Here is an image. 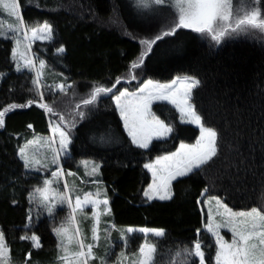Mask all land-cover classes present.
<instances>
[{
  "label": "trees",
  "instance_id": "trees-1",
  "mask_svg": "<svg viewBox=\"0 0 264 264\" xmlns=\"http://www.w3.org/2000/svg\"><path fill=\"white\" fill-rule=\"evenodd\" d=\"M19 2L30 22L48 21L53 25L52 42L35 45L39 57L45 61L48 75L42 82L46 87L41 91L45 102L58 114L51 116V120L58 121L63 115L72 126L74 144L70 147L71 158H68L72 166L81 160H93L101 165L100 180L107 190L111 208L103 219L104 224L118 228L164 229L166 235L158 242L155 264H182V257L170 259L169 249L174 253L185 244H191L200 229L202 243L211 245L203 248L206 264H209V257L214 264L215 246L209 244L211 238L205 231L207 215L203 200L197 204L203 189L211 187L215 181L216 187L212 190L234 211L250 210L253 206L264 208V147L261 144L264 139V33L248 30L231 34L219 44L211 41L207 34L184 30L166 38L174 43L166 45V51L152 62L144 79L167 83L177 75L201 77L206 86L199 90L196 102L209 125L229 129L224 132V153L228 160L219 162L206 175L190 174L175 181L172 200L147 201L143 191L150 184V176L144 163L154 160L157 155L175 151L180 142L194 143L199 130L180 124L179 114L170 105L156 103L154 112L166 122L174 123L176 128L166 141H154L149 150L136 149L108 96L100 97L94 105L87 107L82 100L90 95L96 84L111 86L117 77L122 80L118 88L132 90L136 87L137 81L127 84L123 77L130 63L143 50L140 40L157 34L146 23L154 16L145 13L135 0ZM247 4L246 7L259 6L255 0H248ZM260 7L264 17V6ZM13 46L12 40L0 38V72L6 73L0 79V110L11 103H25L29 98L39 100L31 83L33 73L15 71L11 59ZM60 46L66 49L62 55L57 53ZM61 83L72 86L67 89V94L53 92ZM77 104L81 105L79 110ZM237 107L243 113V122L239 124L241 151L248 157L249 167L240 172L235 183L225 180L220 186V181L215 180L217 170L222 171L223 166L235 158V153L229 154V142L234 139L231 129L238 124L234 114ZM79 111L85 113L84 119H80ZM48 118L50 114L33 104L30 108L8 113L5 128L0 129V230L10 249L11 264H60V248L53 233V228L60 226L57 215L46 216L33 196L29 203V194L40 185L44 176L35 171L25 174L17 155L24 142L36 135L48 134ZM29 124L33 126L31 129L27 127ZM232 171L236 170L233 168ZM29 210L32 221L27 234L35 233L40 238L39 249L30 240L20 239L29 223ZM128 238L135 256L130 261L132 264L144 238L140 235ZM29 252L31 259H28ZM128 259L126 253L122 262L128 264Z\"/></svg>",
  "mask_w": 264,
  "mask_h": 264
},
{
  "label": "snow or ice",
  "instance_id": "snow-or-ice-1",
  "mask_svg": "<svg viewBox=\"0 0 264 264\" xmlns=\"http://www.w3.org/2000/svg\"><path fill=\"white\" fill-rule=\"evenodd\" d=\"M164 4L165 0H139L140 7L152 8L156 12L161 11ZM255 4L259 6L241 5L234 9L233 0H174V7L178 11V21L174 20L168 30L155 34L153 38L140 40V44L144 46L143 50L130 63L129 70L123 77L127 84L137 81L136 87L132 90L127 87L118 88L117 85H121L122 80L121 77H117L111 86L96 84L90 95L82 100V104L87 107L94 105L101 94L108 96L114 102L113 111L119 113L123 128L136 149L149 150L150 146H153V141H166L176 128L174 123L166 122L153 111L152 106L155 102H166L167 105H171L179 113L180 124L195 125L199 130V136L195 143L180 142L175 151L157 155L154 160L144 163L143 167L151 173V183L143 191V197L147 201L172 200L174 196L173 182L178 178L188 177L190 174L193 176L206 175L208 170L219 162L228 160L224 153V132L229 130H221L209 125L206 117L199 111L196 96L199 94V90L206 86L201 77L193 74L177 75L167 83L151 78L144 79L151 70L150 65L158 55L164 54L166 45L174 43L171 39L166 38L176 36L178 30H191L192 33L207 34L217 44L228 35L248 32L249 29H257L264 33V17L261 15L260 7L264 6V0H255ZM0 6L9 17H13L15 20L14 24H9V31L14 35L8 36L0 32V38L14 41V46L11 48V59L15 63V71L21 73L27 69L28 72L34 73L31 83L39 96V100L29 98L25 103H11L0 110V129L5 128V118L8 113L16 109L30 108L35 104L36 107L42 108L45 114H50L49 126L53 136L45 140L44 143L50 147V162L55 165V170L51 171L53 179H44V187H37L36 191L40 193L41 203L47 208L50 217L53 215L54 206L44 203L49 200L50 191L54 193L53 198L56 202L67 204L70 209L67 217L69 225L76 223L78 212L82 213L85 206L91 205L94 220L91 227V239L98 242L100 240V216L111 212L107 190L97 187L95 192H85L82 197L77 194L73 203L67 182L64 183L63 192L50 188L65 175L61 160L62 158H71L69 150L74 144L72 126L65 121L63 115L59 116L58 121L51 120V116L58 114L48 103L44 102V94L41 89L46 87L42 83V72L46 67L45 61L39 58L34 59V56L30 55L34 41H51L53 39V25L47 21L43 23L27 22L24 19L22 4L19 0H0ZM65 52L64 46L57 48L58 55ZM37 62L39 68L36 67ZM5 75L6 73L0 72V79ZM47 87L52 89V86ZM56 87L62 93L67 94V89L72 86L61 83ZM76 107L79 110L81 105L77 104ZM234 114L238 124L235 129H231L234 139L229 142V154L235 153V158L224 165L222 171L217 170L215 180L220 181V186H223L225 180L235 183L240 172L246 171L249 167L248 157L241 151L242 130H240L239 124L243 122L241 120L242 110L237 107ZM78 115L80 119L85 117L83 111H79ZM27 127L31 129L33 126L29 124ZM37 142L36 139L29 140L26 145L18 148L17 155L26 170L25 174L49 168L47 158L42 161L29 153L28 146ZM261 144L264 147V139H261ZM233 168L236 170L235 172L232 171ZM98 170L99 165H94L92 172L96 173ZM66 174L68 176L76 175L71 171ZM92 183L99 184V181L93 180ZM214 187H216L215 181L211 187H205L201 192V198L208 206L205 222L206 233L214 238V264H264V208L253 206L250 210L234 211L224 203V198L212 190ZM29 203H32L31 193L29 194ZM200 203L201 200L198 199L197 204ZM101 205H103L102 210ZM28 221L29 223L25 225V234L20 239L30 240L32 245L39 249L41 248L40 238L35 233L31 236L27 234V230L31 227V210L28 213ZM222 228L227 229L231 234L230 241L221 234ZM134 231L133 228L127 229V233ZM139 232L144 234L145 238L138 247L139 255L133 264H155L157 245L165 237L166 231L142 227ZM53 233L58 242V248L65 253L60 259L66 264H89V261L95 258L93 248L97 245L85 244L78 227L74 234H70L67 226L53 228ZM148 234L152 235L153 242H149ZM200 234L201 230L197 229V238L191 244H185L182 249H177L174 253L172 249H169L170 259L175 256L182 257V264H206L203 248L211 247V245H204ZM77 237L79 239H76ZM121 239L125 240L126 246V238L122 236ZM74 240L76 248L69 253L68 245L72 244ZM9 255L10 249L5 242V234L0 230V264H10ZM120 255L124 256V253L121 252ZM28 259H31V252L28 253ZM211 259L212 257H209V264H211Z\"/></svg>",
  "mask_w": 264,
  "mask_h": 264
},
{
  "label": "rangeland",
  "instance_id": "rangeland-1",
  "mask_svg": "<svg viewBox=\"0 0 264 264\" xmlns=\"http://www.w3.org/2000/svg\"><path fill=\"white\" fill-rule=\"evenodd\" d=\"M135 1H136V4L139 6V0H135ZM247 1L248 0H233L234 9L239 8L241 5H244V6L249 5V4H247ZM142 9L144 10L145 13L150 12V15L154 16L151 19H149L148 22H146L147 24L151 25L150 27H151V29H153L154 34L159 33L160 30H168L172 26L174 20L178 21V11L174 7V0H165V4L162 6V10L159 12L154 11L152 8H142ZM22 13H23L24 19L27 22H30V20L26 17V14H25L23 7H22ZM43 22H45V21H42L39 23H43ZM14 23H15L14 18L9 17L7 12L2 8V6H0V32H3L5 34H7L8 36L14 35L13 33H11L9 31V24H14ZM116 25L119 27L118 23H116ZM184 31H191V30H184ZM249 31L262 33L257 29H249ZM142 33H144V32H142ZM21 36H22V33H21ZM10 40H12V39H10ZM52 40L51 41H48V40H36V41H34L30 55H33L34 59L35 58L41 59L38 55V52L36 51V48H35L36 43H38V42H52ZM210 40H211V38H210ZM12 42L14 45L13 40H12ZM36 67L39 68L38 62L36 64ZM24 70H27V69H24ZM33 75H34V73H33ZM47 78H48V75L46 74L45 69H44L42 72V82H44ZM132 82H136V81H132ZM53 92H60V90L58 87H56L55 89H53ZM103 96L104 95L101 94L100 97H103ZM100 97H98V99ZM44 102H45V99H44ZM156 103H166V102H155L153 104V106ZM153 106H152V108H153ZM118 115H119V113H118ZM48 120H49V122H48V131H49L48 134L47 135L39 134V135L34 136L30 140L36 139V140H38V142L28 146V150H29L30 154L34 155L37 159H40L42 161H44L47 158V162L49 163V168L41 169L40 172H36L37 174H41L44 176L40 185H38L39 188L44 187V185H43L44 179H53L51 177V171L55 170V165H52L50 162V156H51L50 147H49V145L44 143L45 140H48L53 136V133H52L51 128L49 126L50 118H48ZM121 123L123 126L122 121H121ZM183 125H185V124H183ZM190 126H193L194 128H196L195 125H190ZM125 133L127 134L126 131H125ZM172 134H170L169 137ZM26 144H27V141L24 142L22 144V146H24ZM94 165H99V170L96 173L92 172V168ZM61 166L65 170V175L63 177H61L57 183L52 184L50 186V188L53 190L59 191V192H63L64 191V183L67 182V184L69 186V194L73 200V203L75 202V196L77 194L81 195V197H82L83 193H85V192H88V191L95 192L97 187L101 188L102 190H105L104 186H103V182L100 180V169H101L100 163L93 161V160H81V161L77 162L73 167L71 159L62 158ZM68 171H71V172L75 173L76 175L75 176H68L66 174ZM146 171H147V169H146ZM148 174L150 176V183H151V173L148 172ZM181 178H183V177H181ZM178 179H180V178H178ZM93 180L99 181V184L92 183ZM36 188L33 190L32 196H33V198H35V200L38 202V204L41 205L46 216L50 217L48 214L47 208L44 207L41 203L40 193L36 191ZM53 196H54V193L52 191H50L49 200L44 202V203H47L49 205L54 206L52 216L57 215L56 220L60 223L59 227H61V226L69 227L70 234H74L76 231V228L78 227L80 229L81 235L84 238L85 244L93 243L94 245H97L93 248L95 258L90 260L89 264H117V262H119V264H127L126 262H124V260L122 262L123 256L120 255L121 252H123L124 254L128 253V257H129V259H128L129 263L128 264H131L130 261H132V259L135 256H134V254L131 253L132 245H131L128 237L133 236V235H140L143 238H145L144 234H141L139 232V229H140L139 227L118 228V227L113 226L112 224H109V225L104 224L103 219L107 215V214H104V215L100 216V224H99L100 240L98 242L92 241V239H91V236H92L91 227L94 223L92 206L91 205L85 206L82 213L78 212L76 214V223L74 225H69L67 217L69 215L70 209L67 207L66 203L60 204V203L56 202V200L53 198ZM156 201H158V200H156ZM162 202H164V201H162ZM203 205H204V208L206 210V215H207L208 206L206 204H204V202H203ZM100 208L102 210L103 205H101ZM128 228H133L135 231L133 233H127ZM106 229H108V231H105ZM150 229H152V228H150ZM205 231H206V229H205ZM221 234L225 236V239L230 241L231 234L227 231V229L222 228ZM208 235L211 238V242L209 244L214 245V238H212L210 234H208ZM122 236H124L126 238V241H127L126 246H125V240L121 239ZM147 238H148L149 242H151V240L153 239L151 234H148ZM76 239H79V238L77 237ZM75 248H76V243L74 240V242L72 244L68 245L69 253H71ZM63 255H65V253L60 250V257H62ZM9 260H10V258H9ZM59 261H60V264H66V262L61 260L60 258H59ZM125 261H127V260H125Z\"/></svg>",
  "mask_w": 264,
  "mask_h": 264
},
{
  "label": "water",
  "instance_id": "water-1",
  "mask_svg": "<svg viewBox=\"0 0 264 264\" xmlns=\"http://www.w3.org/2000/svg\"><path fill=\"white\" fill-rule=\"evenodd\" d=\"M200 200L202 201L203 199L201 198Z\"/></svg>",
  "mask_w": 264,
  "mask_h": 264
}]
</instances>
